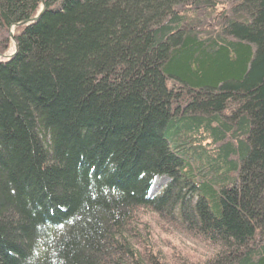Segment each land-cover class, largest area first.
<instances>
[{
    "label": "trees",
    "instance_id": "obj_1",
    "mask_svg": "<svg viewBox=\"0 0 264 264\" xmlns=\"http://www.w3.org/2000/svg\"><path fill=\"white\" fill-rule=\"evenodd\" d=\"M43 2L0 60V264H264V0H0L1 55Z\"/></svg>",
    "mask_w": 264,
    "mask_h": 264
},
{
    "label": "rangeland",
    "instance_id": "obj_2",
    "mask_svg": "<svg viewBox=\"0 0 264 264\" xmlns=\"http://www.w3.org/2000/svg\"><path fill=\"white\" fill-rule=\"evenodd\" d=\"M185 28V26H183ZM17 27H13L11 29H9L6 34L7 36L11 39V35L14 36L15 30ZM11 49L9 51L7 55H11L14 53L15 51V45L11 39ZM169 183V179L165 178V177H160L154 180V183L152 185V197H155L156 195L160 194L163 189L168 185ZM169 230H162L161 235H158L157 239L158 241H161L164 244V249L166 251L172 252V251H178L180 254V256H183L185 258H189L190 259H194L195 260V252H197L198 255H201V251L202 249L205 250L204 248H206V246H202L199 244H196L194 241L183 237V238H175L173 236H171L168 233ZM170 232V231H169ZM181 237V236H180ZM171 242V243H170ZM197 259V258H196Z\"/></svg>",
    "mask_w": 264,
    "mask_h": 264
},
{
    "label": "water",
    "instance_id": "obj_3",
    "mask_svg": "<svg viewBox=\"0 0 264 264\" xmlns=\"http://www.w3.org/2000/svg\"><path fill=\"white\" fill-rule=\"evenodd\" d=\"M46 9H47V8H46V5H45V3L43 2L41 13L39 14V16H38L36 19L31 20V21H28V22H25V23H20V24L17 25L16 27L28 26V25H30V24H33V23L37 22V21L41 18V16H43V14L45 13ZM11 39H12L14 45H15V52H14L12 55H10V56H4V55H1V54H0V59H1V60H3V59L6 60V61L12 60V59L16 56V54H17V52H18V47H17V44H16V42H15V40H14V36H13V35H11Z\"/></svg>",
    "mask_w": 264,
    "mask_h": 264
},
{
    "label": "bare ground",
    "instance_id": "obj_4",
    "mask_svg": "<svg viewBox=\"0 0 264 264\" xmlns=\"http://www.w3.org/2000/svg\"><path fill=\"white\" fill-rule=\"evenodd\" d=\"M42 10V9H41ZM40 13H41V11H40ZM39 13V14H40ZM39 14L35 17V18H33V19H31V20H34V19H36L38 16H39ZM31 20H29V21H31ZM7 56H9V55H7ZM154 183V182H153ZM153 185V184H152ZM151 191H152V188H151V190H150V195L152 196V193H151ZM159 195V194H158Z\"/></svg>",
    "mask_w": 264,
    "mask_h": 264
}]
</instances>
